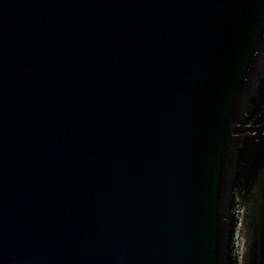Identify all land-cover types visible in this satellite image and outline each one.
<instances>
[{
    "label": "water",
    "instance_id": "obj_1",
    "mask_svg": "<svg viewBox=\"0 0 264 264\" xmlns=\"http://www.w3.org/2000/svg\"><path fill=\"white\" fill-rule=\"evenodd\" d=\"M0 264H264V0H0Z\"/></svg>",
    "mask_w": 264,
    "mask_h": 264
}]
</instances>
